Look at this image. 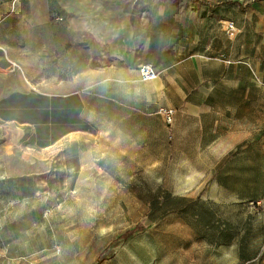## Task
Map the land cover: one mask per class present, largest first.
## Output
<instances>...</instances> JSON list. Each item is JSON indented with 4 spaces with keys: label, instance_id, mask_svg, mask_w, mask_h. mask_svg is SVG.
<instances>
[{
    "label": "rangeland",
    "instance_id": "rangeland-1",
    "mask_svg": "<svg viewBox=\"0 0 264 264\" xmlns=\"http://www.w3.org/2000/svg\"><path fill=\"white\" fill-rule=\"evenodd\" d=\"M88 61L83 131L0 121V264H264V0H0V96Z\"/></svg>",
    "mask_w": 264,
    "mask_h": 264
},
{
    "label": "crops",
    "instance_id": "crops-1",
    "mask_svg": "<svg viewBox=\"0 0 264 264\" xmlns=\"http://www.w3.org/2000/svg\"><path fill=\"white\" fill-rule=\"evenodd\" d=\"M88 63L89 61L72 71V78L64 85L66 88L42 90L25 77L26 87L0 96V121L18 125L36 139L46 137L52 141L64 138L74 131H83L82 128L73 126L83 125L89 120L86 115V107L89 105L87 89L94 84L118 79V70L114 67L105 65L93 68ZM17 67L19 68L18 65ZM154 80L157 81V78ZM238 142L233 141L225 148L231 150Z\"/></svg>",
    "mask_w": 264,
    "mask_h": 264
},
{
    "label": "built area",
    "instance_id": "built-area-1",
    "mask_svg": "<svg viewBox=\"0 0 264 264\" xmlns=\"http://www.w3.org/2000/svg\"><path fill=\"white\" fill-rule=\"evenodd\" d=\"M230 29H233V25L230 23L228 26ZM138 75L141 81H150L154 79L157 75V72L151 62L143 61L138 66ZM156 113L161 118L162 122L166 125H171L174 120L175 108L166 105L160 104L156 107ZM11 264H18L17 262H12ZM25 264H35L32 261H28Z\"/></svg>",
    "mask_w": 264,
    "mask_h": 264
}]
</instances>
